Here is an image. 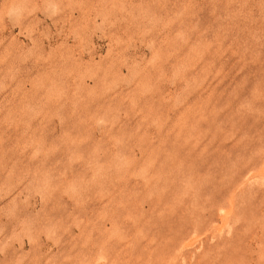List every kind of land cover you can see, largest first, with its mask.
Masks as SVG:
<instances>
[{
  "label": "rangeland",
  "instance_id": "1",
  "mask_svg": "<svg viewBox=\"0 0 264 264\" xmlns=\"http://www.w3.org/2000/svg\"><path fill=\"white\" fill-rule=\"evenodd\" d=\"M0 264H264V0H0Z\"/></svg>",
  "mask_w": 264,
  "mask_h": 264
}]
</instances>
